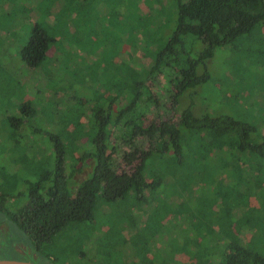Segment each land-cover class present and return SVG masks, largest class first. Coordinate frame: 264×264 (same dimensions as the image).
<instances>
[{
	"label": "trees",
	"instance_id": "1",
	"mask_svg": "<svg viewBox=\"0 0 264 264\" xmlns=\"http://www.w3.org/2000/svg\"><path fill=\"white\" fill-rule=\"evenodd\" d=\"M104 4L112 13L104 19L102 48L108 56L91 78L96 80L71 95V80L59 68L46 126L31 124L37 110L30 101L8 117L15 131L28 125L50 152L34 162L35 178L21 182L16 169L0 170V216L29 238L35 252L50 256L47 247L57 234L74 222L94 223L101 205L109 203L123 218L138 215L142 207L143 225L134 218L132 227L139 242H118L112 264H264V96L254 114L244 107L246 115L214 106L206 89L217 50L239 48L241 41L263 34L264 0ZM86 5V0H50L43 15L51 23H32L19 51L23 62L37 67L52 48L57 59L56 35L63 28L54 22L63 15L65 27L73 29ZM239 59L250 65L245 54ZM220 81H229L225 87L231 82L229 77ZM186 92L192 103L182 108ZM206 92V105L194 112L193 97ZM71 108L78 109L74 116ZM86 167V177L73 190L75 175ZM192 198L201 221L194 210L178 212ZM148 224H167L171 232L154 246L147 236L157 232L147 234ZM189 239L205 246L204 257L192 259Z\"/></svg>",
	"mask_w": 264,
	"mask_h": 264
},
{
	"label": "rangeland",
	"instance_id": "2",
	"mask_svg": "<svg viewBox=\"0 0 264 264\" xmlns=\"http://www.w3.org/2000/svg\"><path fill=\"white\" fill-rule=\"evenodd\" d=\"M49 1L0 0V170L13 171L16 169L21 182L28 178H35L39 167L35 166L34 162L43 156L47 157L50 151L46 139V142L41 141V136L33 133L25 124L15 131L17 128L9 126L8 117L19 114L20 104L30 101L31 107L37 110L36 115L31 119V124L37 127L46 126L50 121L49 114L52 109L50 95H52L51 92L55 89L58 80L56 70L61 68V71L65 73L63 69H66L67 76L71 80L72 95L75 90L81 92L83 88L89 87L96 80L91 78H95L94 74H98L100 64L103 65V59L108 56L103 50L105 48L103 35L107 28L104 19L106 16V19L111 17L112 13L109 14L104 0H86L87 5L83 6L85 13L77 17L80 22L74 19L76 23L73 29L65 27L67 20L63 15L57 22H54L59 28H63L59 34L55 33L57 38L60 37V40L55 44V48L60 50L57 59H53L56 57L52 48L48 58L39 66L31 67L24 63L19 51L29 39L32 23L40 21H44L46 24L51 23L43 15ZM262 33L241 41L239 48L227 46L216 51L213 56L215 65L211 69L212 75L206 85L209 93H198L193 97L194 112H196L195 107L206 105L203 98L208 93L211 96L210 102H213L214 106L217 104L227 105L228 112H244L245 107L253 114L255 113L258 105L256 101L264 96V69H262L264 32ZM101 34L102 37H99ZM244 54L245 60L250 65H241L239 58L243 59ZM226 75L229 76L226 77ZM232 75H235L236 78H232ZM223 77H229L231 80L226 87L225 84L229 81L222 83L220 80ZM235 79L239 81L234 82ZM231 85L232 88L229 91ZM223 95L226 97L224 104L220 99L223 98ZM163 102L167 107L170 106L169 100L164 99ZM190 103H192V97L188 96L186 92L180 97L179 105L185 108ZM73 107L76 106L73 105ZM77 111V108H71L70 114L74 116ZM178 113L176 114L179 115ZM243 114L247 115L246 112ZM23 156L28 157L24 163L19 161ZM221 165L225 166L223 161ZM88 171L89 168L86 167L75 175L71 185L73 190L86 177ZM184 182L186 183L183 180L180 188L185 186ZM19 186L23 187V184ZM194 199L192 198V202L188 201L182 204L178 212L194 210L199 220L201 215L198 213V205L193 201ZM102 203L106 202L100 201L99 205ZM107 204L109 205V203ZM108 205L103 204L98 208L95 212L96 221L92 224L84 222L68 224L47 247L50 256L35 252L29 238L0 216V231L5 240L0 241L2 245H5L4 252L0 253V257L23 258L38 264H92L91 262H96L93 258H96L100 264H112L111 259L115 254L118 255L115 249L119 244H125L128 239L132 243L139 242L132 235V231L135 232L133 223L136 218V221L143 225L141 221L145 212H142V207H140L137 208L140 209L138 215L132 212L133 215H125L123 218L124 214L120 210L115 211ZM119 218L122 219L117 222ZM149 225L151 224L144 226L147 234L151 235L157 232L155 237L146 235L149 239H154L152 243L154 246L165 241L171 232L167 224H163L160 228ZM194 225L198 226V224ZM185 226L187 227V225ZM111 227L116 229V234H110L113 229ZM173 230L182 236L180 228L177 230L173 228ZM118 242L119 244H117ZM189 244L190 248L191 245L194 246L192 259L196 261L197 258L204 257L206 248L200 241L194 242V239H189ZM129 246V244L125 245V247ZM108 252L110 255H107ZM183 259L190 261L187 254L183 255Z\"/></svg>",
	"mask_w": 264,
	"mask_h": 264
},
{
	"label": "water",
	"instance_id": "3",
	"mask_svg": "<svg viewBox=\"0 0 264 264\" xmlns=\"http://www.w3.org/2000/svg\"><path fill=\"white\" fill-rule=\"evenodd\" d=\"M0 264H38V263L23 258L0 257Z\"/></svg>",
	"mask_w": 264,
	"mask_h": 264
},
{
	"label": "flooded vegetation",
	"instance_id": "4",
	"mask_svg": "<svg viewBox=\"0 0 264 264\" xmlns=\"http://www.w3.org/2000/svg\"><path fill=\"white\" fill-rule=\"evenodd\" d=\"M4 241H5V240H4ZM0 249L2 250V251H0V253H1V252L3 253V252H4L3 250L5 249V245H2L1 242H0Z\"/></svg>",
	"mask_w": 264,
	"mask_h": 264
}]
</instances>
